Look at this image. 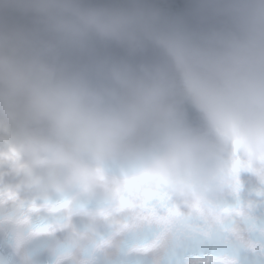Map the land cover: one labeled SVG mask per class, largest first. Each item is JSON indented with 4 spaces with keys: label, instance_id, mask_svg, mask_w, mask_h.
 Wrapping results in <instances>:
<instances>
[{
    "label": "clouds",
    "instance_id": "clouds-1",
    "mask_svg": "<svg viewBox=\"0 0 264 264\" xmlns=\"http://www.w3.org/2000/svg\"><path fill=\"white\" fill-rule=\"evenodd\" d=\"M0 264H264V0H0Z\"/></svg>",
    "mask_w": 264,
    "mask_h": 264
}]
</instances>
